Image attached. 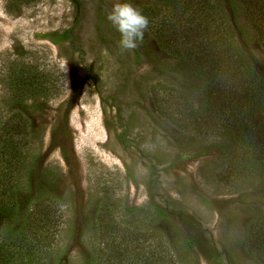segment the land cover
<instances>
[{
    "label": "rangeland",
    "instance_id": "obj_1",
    "mask_svg": "<svg viewBox=\"0 0 264 264\" xmlns=\"http://www.w3.org/2000/svg\"><path fill=\"white\" fill-rule=\"evenodd\" d=\"M122 2L0 0V124L25 106L33 143L21 189L51 187L60 208L49 263L86 264L103 203L117 220L143 217L142 227L150 220L124 216L127 208L162 209L194 241L188 264H264L246 252L249 220L264 218V178L220 182L216 175L229 167L215 148L218 137L160 115L153 88L157 96L186 88L196 108L202 91L151 30L136 50L120 48L107 16ZM126 2L139 9L153 0ZM211 2L240 49L262 65L264 50L245 9L238 6L234 18L227 0ZM28 72L42 93L20 102L12 93Z\"/></svg>",
    "mask_w": 264,
    "mask_h": 264
},
{
    "label": "trees",
    "instance_id": "obj_2",
    "mask_svg": "<svg viewBox=\"0 0 264 264\" xmlns=\"http://www.w3.org/2000/svg\"><path fill=\"white\" fill-rule=\"evenodd\" d=\"M227 3L234 18L238 6L245 9L264 50V0ZM139 10L148 17L147 29L158 46L182 61L194 75V87L203 94V104L196 108L186 88L174 91L166 86L161 96L153 88L154 107L172 122H186L200 133L218 137L215 148L229 167L216 175L220 182L264 178V62L256 63L240 49L233 27L211 0H153ZM27 74L16 80L12 93L20 102L42 93L35 89L39 79ZM21 107L0 124V264H51L60 208L51 187L30 184L21 189L33 143L32 124L25 106ZM141 215L150 220L145 227L138 224L143 217L117 220L113 209L102 203L95 213L86 264H188L189 258L196 257L193 239L166 212L146 205L127 208L124 216ZM168 229L174 232L172 241L165 235ZM246 252L264 259V218L249 220Z\"/></svg>",
    "mask_w": 264,
    "mask_h": 264
},
{
    "label": "clouds",
    "instance_id": "obj_3",
    "mask_svg": "<svg viewBox=\"0 0 264 264\" xmlns=\"http://www.w3.org/2000/svg\"><path fill=\"white\" fill-rule=\"evenodd\" d=\"M107 19L120 34L119 46L122 50L133 51L139 47L148 28L149 19L138 8L125 0L112 7Z\"/></svg>",
    "mask_w": 264,
    "mask_h": 264
}]
</instances>
